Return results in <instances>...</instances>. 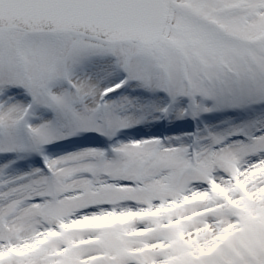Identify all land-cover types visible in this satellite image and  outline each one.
Here are the masks:
<instances>
[{"label":"snow or ice","instance_id":"snow-or-ice-1","mask_svg":"<svg viewBox=\"0 0 264 264\" xmlns=\"http://www.w3.org/2000/svg\"><path fill=\"white\" fill-rule=\"evenodd\" d=\"M0 264H264V0H0Z\"/></svg>","mask_w":264,"mask_h":264}]
</instances>
